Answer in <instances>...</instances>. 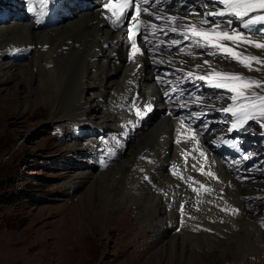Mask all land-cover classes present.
Returning a JSON list of instances; mask_svg holds the SVG:
<instances>
[{
  "label": "bare ground",
  "instance_id": "obj_1",
  "mask_svg": "<svg viewBox=\"0 0 264 264\" xmlns=\"http://www.w3.org/2000/svg\"><path fill=\"white\" fill-rule=\"evenodd\" d=\"M103 2L104 0H48L47 3H43L42 0H0V89L17 90L15 94L1 98L0 101L9 102L16 95L19 96V92L27 89L31 99L43 100L46 109H50L52 118L57 116L75 121L78 125L76 128L80 126L78 134L81 137L100 136L94 138L95 155L107 167L104 169L95 160L92 162L87 160L85 166L88 170L84 166L83 170L77 173L74 183L79 185L88 180L106 185L100 189L104 190L103 192H98L101 201H105L102 218L111 204L112 210L121 205L139 211L144 222H139L138 225L144 227L145 224L146 231L154 235V242L167 236L159 242L156 250H166L167 255L171 250L169 257L172 258V254L175 258L177 255L184 256L190 264L194 263L193 258L200 256L198 254H192L193 257L186 256L184 251L186 246L193 252L195 247L204 246L208 251L216 249L223 255L226 248L229 249L228 252H236L241 247L235 244V240L253 244L254 235L261 231L264 235V178L261 183L252 179L229 190V194L247 206L244 207L246 213L241 214V218L240 215H236L228 219L226 217L230 216L225 215L226 221L213 224L212 227L221 233L224 232L222 228L227 229L229 232L224 233L229 240L221 242L215 235L196 236L186 232L169 235L171 232L169 227L176 225H172L175 211L169 207L166 199L176 198L177 191L168 189L152 191L141 183L140 178L143 173L159 178L147 168L166 152L172 155L169 168L179 170L185 167V155L175 156V146L170 141L173 136L179 134L191 142H194V137L182 126L173 125L170 115L157 113L155 109H153L155 117L132 141L129 142L128 132L125 137H119L125 130L139 123L142 118L141 111L150 94L131 74L135 63L140 59L128 63L124 61L132 56V49L126 45V34L121 29L122 23H113L114 19L108 16ZM205 5H207L205 0H195L194 7L200 14L194 11V7L189 14L190 23L196 24L198 28H205L204 24H200L207 16ZM144 15L151 25V16L146 13ZM214 20L216 21L215 17ZM219 24L223 26L224 23ZM117 46L124 48L127 53L119 54ZM194 48L197 47L194 45ZM197 49L205 51L204 47ZM204 60L205 54L196 52L187 59L186 64L200 72L202 69L196 65ZM226 64L230 71L242 69L240 65L233 61L228 62L227 59ZM158 65L169 73H171L169 67H174L173 61H161ZM147 68V62L139 67L140 77L145 82H149ZM177 75L178 72L175 70L174 78ZM186 79L181 78V82ZM181 85L183 89L186 88L185 82ZM195 85L205 86L201 82H196ZM196 104L192 98H183L176 108L193 114ZM112 138L122 141L119 154L113 152V147H109ZM225 142L230 141L226 138ZM210 147L214 157L221 160L224 170L222 176L227 180L229 170L232 169L229 162L225 163L222 160L225 158L230 161L231 155L221 157L218 154L219 147ZM77 149L81 150L83 157L92 153L88 148ZM199 149L203 152L200 146ZM137 159L142 164L138 172L135 166ZM157 163L162 179L164 174L161 171L162 162L157 160ZM232 163L237 166L234 168L236 170H232L234 174L242 171L235 159ZM262 174L264 175V172ZM97 219L99 220V216ZM229 225L237 227L233 229ZM256 227L261 231H256ZM260 246L264 252V243L255 247Z\"/></svg>",
  "mask_w": 264,
  "mask_h": 264
},
{
  "label": "rangeland",
  "instance_id": "obj_2",
  "mask_svg": "<svg viewBox=\"0 0 264 264\" xmlns=\"http://www.w3.org/2000/svg\"><path fill=\"white\" fill-rule=\"evenodd\" d=\"M237 50L262 54L254 46L241 45ZM251 63L253 70L245 69L239 74L264 81V66ZM15 90L0 89V100L15 94ZM248 91L263 95L264 85H254ZM50 116L43 100L31 99L27 89L9 102L0 101V264H189L184 256L169 257L171 250L169 256L166 250H156L167 236L154 242L155 237L146 231L145 224L143 228L138 225L144 219L134 208L120 205L112 210L111 204L102 218L105 201H101L98 192H103L100 189L106 185L88 180L74 183L77 173L88 163L77 147L87 149L82 143L91 138L84 139L78 130L79 136L72 135L76 129L73 120ZM169 203L174 205L175 200L169 199ZM176 211V227H169V235L186 232L215 235L221 242L229 240L224 233L229 232L227 229L222 228L221 233L204 223L205 211L200 204ZM216 211L224 212L218 208ZM216 223L223 221L217 217ZM254 236L251 245L235 240L241 247L236 252L226 248L223 255L204 246L195 247L194 252L186 246L184 251L189 257L200 256L190 264H264L262 247H255L264 243V235L261 231Z\"/></svg>",
  "mask_w": 264,
  "mask_h": 264
},
{
  "label": "snow or ice",
  "instance_id": "obj_3",
  "mask_svg": "<svg viewBox=\"0 0 264 264\" xmlns=\"http://www.w3.org/2000/svg\"><path fill=\"white\" fill-rule=\"evenodd\" d=\"M43 3H47L48 0H42ZM216 3L222 5V10H212L206 13L207 16L211 17H234L237 20L242 22V27L248 29L249 32H252L253 29L255 33H258L264 37V0H216ZM157 0H118L117 3H113L112 0H108L104 4V8L115 17L113 21L114 24L122 23L124 19H130L137 21L133 29H130L129 38L132 40L131 49H132V58L136 56L137 53H141V49L137 46L135 39H132L135 36V28L139 27L140 23L147 24V21H140L139 17L141 11L146 13L148 16H155V20L159 21L162 18L165 20L168 29L171 32H177L178 27H183L187 31L181 33L184 40H192L193 44L197 48L210 47L217 49V53H209V55L220 54L224 58H230L236 60L238 63L243 65L249 70L252 69V63L256 62L264 66V60H261L257 55H243L242 53L235 50V48L244 46H254L257 49H264V43H259L253 41L249 36H246L243 31H238L235 28L230 30H218L220 28L219 22L207 19L200 21V24H209L210 27H197L194 23H187L183 25L171 26L168 25V21L175 22L177 17H162L160 14H155L150 12V8H155ZM143 5H148V7H143ZM132 6L135 9V15L129 17L127 11L129 7ZM233 20L229 19L227 24L232 25ZM153 28H156V25H152ZM163 31V29H161ZM147 40V37H144ZM203 41V43H201ZM224 41L231 42V45L225 44ZM180 41L172 40L171 44L178 46ZM235 46V47H233ZM246 50V49H245ZM184 51V49H180ZM143 54V53H141ZM187 55H192V52L186 53ZM243 56V58H241ZM247 62V63H246ZM207 65L211 71H205L204 75L196 76L195 78L200 81H207V83L215 89H226L230 93H234L231 96L233 101H244L243 103H237L234 106L230 105L223 109L225 113H231L232 116L237 117V122L233 123L232 127L235 129L237 123L243 124L244 122L253 119L257 113L264 117V95L252 91L249 92V89H252L253 86L260 88L264 85V81L259 79L252 80L250 78L243 77L239 73H230L226 71H218L212 68L208 60H204L202 64H197L196 67L204 70V66ZM259 71V69H255ZM188 77H193V72L187 73ZM150 107V106H149ZM241 115L238 116L237 114ZM242 117V119H241ZM183 125V120L180 122ZM179 143V141H177ZM204 153L201 152V156ZM195 167V165H193ZM203 174V170L201 169ZM207 175L211 176L212 173L209 172ZM148 179V177H145ZM195 191V189H193ZM181 211H183V205L180 206Z\"/></svg>",
  "mask_w": 264,
  "mask_h": 264
}]
</instances>
